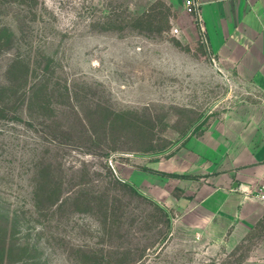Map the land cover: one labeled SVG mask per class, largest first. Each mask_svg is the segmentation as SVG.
<instances>
[{"label": "rangeland", "instance_id": "obj_1", "mask_svg": "<svg viewBox=\"0 0 264 264\" xmlns=\"http://www.w3.org/2000/svg\"><path fill=\"white\" fill-rule=\"evenodd\" d=\"M253 95L185 0H0V264H264V217L196 226L164 200Z\"/></svg>", "mask_w": 264, "mask_h": 264}, {"label": "crops", "instance_id": "obj_2", "mask_svg": "<svg viewBox=\"0 0 264 264\" xmlns=\"http://www.w3.org/2000/svg\"><path fill=\"white\" fill-rule=\"evenodd\" d=\"M199 2L209 53L254 95L226 124H212L195 138L182 155L184 176L164 200L196 226L221 219L234 230L252 229L264 217V201L237 186L248 185L255 195L264 177V0Z\"/></svg>", "mask_w": 264, "mask_h": 264}, {"label": "built area", "instance_id": "obj_3", "mask_svg": "<svg viewBox=\"0 0 264 264\" xmlns=\"http://www.w3.org/2000/svg\"><path fill=\"white\" fill-rule=\"evenodd\" d=\"M185 7L186 11L192 15L198 30L199 34L201 35L202 39L207 43V38L205 34V28L203 24V19L201 15V9H200V2L199 0H185ZM172 31L174 33H178L179 29L178 28H173ZM214 60V58H213ZM215 61V60H214ZM237 189L240 190L245 194L247 197H256L257 199L264 201V177L258 182L256 189L257 193L255 195L251 194V188L248 185L244 184H239L237 186Z\"/></svg>", "mask_w": 264, "mask_h": 264}]
</instances>
